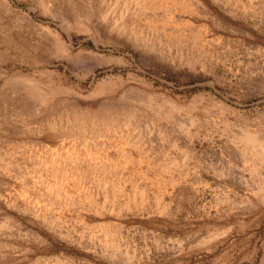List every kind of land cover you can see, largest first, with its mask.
<instances>
[{
  "label": "rangeland",
  "instance_id": "374dc122",
  "mask_svg": "<svg viewBox=\"0 0 264 264\" xmlns=\"http://www.w3.org/2000/svg\"><path fill=\"white\" fill-rule=\"evenodd\" d=\"M245 132L264 0H0V264H264Z\"/></svg>",
  "mask_w": 264,
  "mask_h": 264
},
{
  "label": "bare ground",
  "instance_id": "6f19581e",
  "mask_svg": "<svg viewBox=\"0 0 264 264\" xmlns=\"http://www.w3.org/2000/svg\"><path fill=\"white\" fill-rule=\"evenodd\" d=\"M4 11V10H3ZM100 16V15H99ZM88 17V16H87ZM86 17V18H87ZM11 20V19H10ZM92 20V19H91ZM55 42L54 44H46V46H44V44H42L45 48L47 47L48 49H52L53 51L57 52L59 55L61 54V56H67V53H65V51H67V48L65 47V45L62 43L61 39L57 36L55 37ZM41 45V46H42ZM42 48V47H41ZM17 53V52H16ZM5 112V111H4ZM68 113V111H66ZM71 116V115H70ZM75 118V117H74ZM74 127V126H73ZM246 133V132H245ZM259 137H257V135L251 134V132H247L245 135V141L248 143H251V148L253 149V152L251 153L252 156H254L255 160L257 163H262L264 162V142L263 140H259ZM248 145V144H247ZM251 158V157H250ZM258 165V164H257Z\"/></svg>",
  "mask_w": 264,
  "mask_h": 264
}]
</instances>
